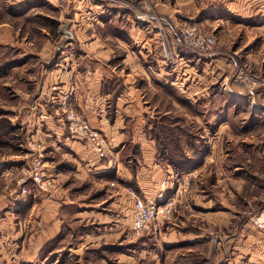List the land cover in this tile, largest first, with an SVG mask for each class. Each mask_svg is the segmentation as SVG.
<instances>
[{
	"label": "rangeland",
	"instance_id": "1",
	"mask_svg": "<svg viewBox=\"0 0 264 264\" xmlns=\"http://www.w3.org/2000/svg\"><path fill=\"white\" fill-rule=\"evenodd\" d=\"M119 1L127 9L157 19V25L171 26L174 35L192 54L201 56L216 51L219 62L214 68L216 73L226 71L227 86L245 93L251 91L256 99L259 92L264 95V25L251 23L264 17V0ZM210 9L225 18L209 24L195 18ZM230 12L248 18V21H244L245 25L239 20L236 22ZM58 15L59 8L51 0H0V65L17 64L0 74V264H218V245L245 224L250 225V230L264 233V226L254 223L255 218L264 213V127L252 123L255 114L250 102L240 104L222 93L226 85L221 84L222 79L216 73L213 76L217 78L212 81L215 83L210 82L213 73L210 69L204 85L212 86L218 94L201 98L199 104H194L192 97L183 98L158 90L154 82L153 86H148L145 75H140L142 79L135 82L142 89L143 110L138 113V118L145 119V130L156 142L157 162L161 169L165 167L173 173L159 169V176L168 177L162 182L164 185H168L170 179L176 185L173 193L162 192L175 196L177 202L171 218L161 219L158 223V232L134 237L130 228V207L120 211L112 204L117 195L132 204L134 196L128 188L144 199L134 178L127 181L116 175L120 167L134 174L138 160L142 158L140 144L130 136L132 117L126 115L125 118L123 130L126 136L121 152L119 148L114 149L109 137L101 130L120 162L118 171L109 170L106 160L109 174L114 175L105 180L106 184L80 179L75 163L49 153V141L33 136L31 109L48 72L56 66V52L66 41L59 28ZM192 25L208 39L209 49L204 54L195 53L184 45L182 30ZM115 35L111 29L102 33L115 47L111 61L119 69L124 67L121 62L125 51L117 47ZM162 37L168 39L164 32ZM216 43L218 47H215ZM164 52L167 57L165 47ZM63 68L70 69L69 63H64ZM86 72L91 73L90 70ZM242 72L262 80L247 85L237 79ZM104 84V88L114 92L107 112L108 119L113 121L116 98L127 85L120 75H114ZM76 85L72 83L57 99L53 113L63 119L67 128L62 103L70 99L71 107L93 126L89 116L74 106ZM260 102H264L263 98ZM220 111L221 116L215 120ZM170 127L172 132H165ZM67 131L69 133L68 128ZM248 142L254 146L246 144ZM34 143L44 148V170L48 179L54 180L53 187H42L33 180L31 167L38 153ZM200 148L205 151L202 161L207 162V166L197 173L196 167L181 172L175 170L167 155L169 152L178 157L177 151L182 150L191 156ZM50 165L62 173H49ZM190 171L192 176L186 173ZM233 171L236 179L226 180ZM236 176L242 178L238 180ZM164 187L167 190L168 186ZM189 194L193 197L200 194L203 200L213 199L212 209L226 211L229 207L235 216L234 223L229 227L214 226L201 215L196 219V226L206 229L207 244L188 246L189 241L182 240L179 233L195 229L194 217L184 226L181 224L183 217L192 211L190 208L186 212L183 205L195 202L191 196L184 199V195ZM66 198L74 202L68 199L65 203ZM118 213L122 219L116 228Z\"/></svg>",
	"mask_w": 264,
	"mask_h": 264
},
{
	"label": "crops",
	"instance_id": "2",
	"mask_svg": "<svg viewBox=\"0 0 264 264\" xmlns=\"http://www.w3.org/2000/svg\"><path fill=\"white\" fill-rule=\"evenodd\" d=\"M63 1L65 4L60 0H51L59 8L57 20L66 41L61 44L56 52L54 57L57 62L56 66L48 72L49 74L42 83L40 94L33 102L31 109L33 123L30 126L34 137H41L45 141H49V153L75 163L77 166L76 175L80 179H93L95 184H106L107 181L105 180L114 175L109 174L106 160L98 158L91 144L70 137L63 119L56 117L53 113L57 99L69 90L72 83H76L78 89L75 92L74 106L84 111L89 116L93 126L102 130L109 137L114 149L119 148L120 152L124 148L123 140L126 136V132L123 130L126 126V115L132 117L130 136L133 141L140 144L142 158L138 160L137 171L134 174L127 168L120 167L116 175L127 181L134 178L144 199L156 197L162 192L171 194L175 191L176 185L170 179L171 175L168 185L162 183L168 177L160 178L159 169L164 172L166 168L162 167L161 169L157 162L156 142L148 136V132L145 130V119L138 118V113L143 110L140 97L142 89L135 82H138L140 78L142 79L140 75H145L148 86H153L154 82L155 86L159 87L158 90L162 89L183 98L192 97L193 103L199 104L200 102H197L202 100L201 98L206 99L207 96L214 97L218 94V90L212 86L205 87L204 85L207 81L205 77H208L207 71L210 69L211 72L213 71L210 75V82L215 83L212 82L213 79L219 77L223 81L221 84L226 85L222 93L229 99L239 101L240 104L246 101L250 102L252 104L250 108L255 114L252 117V123L256 127H264V102H260L262 98L264 100L263 93L259 92L256 99L251 91L245 93L241 89L227 86L228 75L225 73L226 71H217L216 73V68H214L219 62L216 51L201 56L192 54L183 47L179 38L174 35L171 26L157 25V23L159 24L157 19L145 17L137 11L127 9L119 0ZM230 15L232 19L234 17L233 20L236 22L239 20L240 23L243 22L244 24V21H248V18L235 16L232 12ZM195 18L209 24L211 21L223 20L225 15L210 9L195 16ZM186 19L191 20L190 17ZM233 20L232 22L235 23ZM251 23L255 26L264 25V17ZM246 26H248V22ZM110 29L116 34L114 42L117 47H120L123 52L125 51L123 62H121L124 64L123 68L118 69L117 64L112 63L111 58L115 47L111 41H107L102 36L104 31ZM163 32L168 38L167 40L162 37ZM164 47L169 54L167 57ZM215 47H218L217 43ZM68 50H71L70 54H68ZM64 63H69L70 69L63 68ZM128 64L130 68H128ZM125 65L127 69H125ZM128 69L129 71H126ZM87 70H90L91 73L87 74ZM215 73L217 77L213 76ZM114 75L122 76L127 86L124 92L116 98V116L113 121H110L107 114L108 103L114 92L104 88V82L113 79ZM242 107L249 108L248 105H242ZM220 113L222 111L216 115L215 120L221 116ZM211 125L213 126V124ZM246 144L253 145L254 143L248 142ZM261 154L259 153V155ZM206 166L207 162H202L196 167V173L197 170L203 171ZM48 171L51 174L62 173L54 165L48 166ZM166 171L173 174L170 169H166ZM191 172L186 173H189L188 176H192ZM229 172L231 174L232 170ZM229 174L226 180L236 179L234 171L232 176ZM236 177L238 180L242 178ZM164 186H168L167 190ZM179 191L180 196L181 190ZM117 196L116 198L113 197L115 202L113 201L112 204L117 206L120 211L130 207L131 225L130 223L129 225L132 229V204L124 197ZM189 196L191 195H184V199L189 198ZM68 199L66 198L65 203L74 202V200ZM192 200L195 202L192 204L186 202L183 205L185 211L190 208L192 211L183 217L181 224L184 226L194 217L192 222L195 229L193 232L179 233L182 240L189 241L188 246L207 244L206 229L196 226V219L199 216H206L207 222L214 226L227 225L229 227V224L234 223L235 216L229 207H226V211L212 209L213 199H200V194L194 196ZM120 217V213H118L115 218L116 228L122 219ZM59 221L61 224V219ZM228 237L226 242L218 245V264H264V233L255 229L250 230V225L247 223L239 231ZM243 252H246L245 255Z\"/></svg>",
	"mask_w": 264,
	"mask_h": 264
},
{
	"label": "built area",
	"instance_id": "3",
	"mask_svg": "<svg viewBox=\"0 0 264 264\" xmlns=\"http://www.w3.org/2000/svg\"><path fill=\"white\" fill-rule=\"evenodd\" d=\"M182 39L184 45L195 53L204 54L209 49L208 39L202 33H199V30H197V26L195 25L186 27L182 30ZM237 79L247 85L257 84L262 80L259 77L254 78L248 76L243 72L237 76ZM69 100L70 99H65L62 103L63 111L66 113L69 136L80 140H86L91 143L98 158L108 160L107 165L109 170L118 171L120 162L107 137L101 130L93 127L88 119L77 113L71 107ZM33 147L38 148V153L36 154L31 167L33 180L42 187H53L54 180L48 179L44 170V148L42 145H37L36 143H34ZM23 192L26 193L27 190L24 189ZM128 192L134 196L132 200V232L134 237H141L146 233L158 232V223L160 220L170 219L173 215L177 202L175 196H167L165 193H162L155 198L143 199L137 196L130 188H128ZM254 223L263 227L264 213L256 217Z\"/></svg>",
	"mask_w": 264,
	"mask_h": 264
},
{
	"label": "trees",
	"instance_id": "4",
	"mask_svg": "<svg viewBox=\"0 0 264 264\" xmlns=\"http://www.w3.org/2000/svg\"><path fill=\"white\" fill-rule=\"evenodd\" d=\"M16 65L14 63H11V62L1 64L0 65V74L4 73L5 71L9 70L12 67H15ZM172 130H173V128L170 127V128H167V130L165 132L171 133ZM204 152L205 151L202 148H200L196 152H194V154L191 156L184 154V151H182V150H181V152L177 151V153H179L178 157L175 156V154L169 153V152L167 153V155H168V158L170 159V162L175 167V170L181 172V171H186V170H189V169H192L194 167L199 166L203 162L202 160H203Z\"/></svg>",
	"mask_w": 264,
	"mask_h": 264
}]
</instances>
